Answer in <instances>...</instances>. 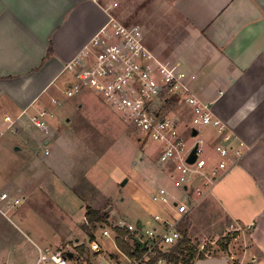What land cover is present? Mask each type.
Returning <instances> with one entry per match:
<instances>
[{
    "label": "crops",
    "instance_id": "1",
    "mask_svg": "<svg viewBox=\"0 0 264 264\" xmlns=\"http://www.w3.org/2000/svg\"><path fill=\"white\" fill-rule=\"evenodd\" d=\"M115 5L113 0H0V138L12 135L0 147L6 156L0 160V196L8 193L22 203L13 194L27 178L26 155L31 150L38 154L36 139L44 137L41 157L31 160L28 169L47 160L63 105L52 100L75 82L65 67L115 19ZM150 10L146 26L132 24L133 31L248 149L188 218L190 225L200 233L196 237L212 245L231 235L225 250L231 263L264 264V0H155ZM33 117L44 121L46 129L37 128ZM19 165L23 169L16 171ZM169 183L153 184L152 194ZM20 206L8 217L0 213L23 239L12 236L15 243L3 264H34L38 247H50L29 235L32 224L21 221ZM88 206L80 205L83 225ZM87 243L77 239L68 256L80 254L78 248Z\"/></svg>",
    "mask_w": 264,
    "mask_h": 264
},
{
    "label": "built area",
    "instance_id": "2",
    "mask_svg": "<svg viewBox=\"0 0 264 264\" xmlns=\"http://www.w3.org/2000/svg\"><path fill=\"white\" fill-rule=\"evenodd\" d=\"M65 71L74 75L75 82L63 90L64 96L72 99L85 90L93 91L121 120L157 144L159 163L168 167L170 177L169 184L159 186L152 194L153 201L167 210L157 214L148 227L144 220L133 223L123 217H118L113 225H99L97 229L111 241L117 253L106 252L94 234L95 239L85 246L91 254V263L181 264L167 255L180 246L182 226L203 200L212 195L217 184L242 162L248 150L245 143L134 31L114 18L66 65ZM173 99L190 109L189 122H180L168 110ZM52 103L62 105L57 98ZM5 121L13 124L10 118ZM32 123L46 129L38 117H33ZM201 129L210 131L208 142L197 139ZM194 130L198 131L197 136H193ZM184 133L195 139L192 145H188L190 139ZM196 147L197 160L190 164L188 158ZM0 202L3 204L0 213L5 217L21 204L20 199L12 200L8 193L0 196ZM120 231L126 233L124 239L136 251L134 256L119 249ZM65 254L50 247H38L34 264H88L81 254L72 258Z\"/></svg>",
    "mask_w": 264,
    "mask_h": 264
},
{
    "label": "rangeland",
    "instance_id": "3",
    "mask_svg": "<svg viewBox=\"0 0 264 264\" xmlns=\"http://www.w3.org/2000/svg\"><path fill=\"white\" fill-rule=\"evenodd\" d=\"M152 1L155 0H113L117 3L114 17L130 29L132 24L142 27L150 18L151 10L148 11V6ZM56 96L63 105L54 123L56 134L52 139L53 148L50 149L49 159L43 160L42 165L28 169L31 160L40 158L44 148V137H41V142L36 139L34 142L39 152L35 154L31 150L24 157L26 161L30 160L25 165L27 178L21 185L22 190L13 194L23 198L16 213L22 222L32 224L33 232H28L29 235L36 241L43 238L44 245L54 249L66 253L75 251L77 239L86 243L88 241L83 229V210L80 205L83 208L91 205L94 209L109 213V223L112 225L118 217H123L133 223L144 220L147 227L151 226L153 218L163 214L166 209L153 201V184L163 180L168 182L170 178L168 167L159 163L157 144L121 120L93 91L85 90L72 99L61 93ZM183 106L173 102L168 110H172L171 113L180 122H189L190 115L187 116ZM184 135L187 140L190 139L186 133ZM11 137L10 133L1 137L0 147ZM209 137L210 131L201 129L197 139L208 142ZM194 140H188V145H192ZM202 146H206V143ZM206 150L209 151L210 147ZM5 157L1 152L0 160L4 161ZM19 169L23 167L19 165L16 171ZM198 212L196 216L200 218ZM4 220L0 217V228L3 229L0 234V264L6 263L11 253L10 247L15 243L12 236L23 243L21 233ZM94 234L98 235V241L106 252H116L111 241L103 238L99 229ZM197 235L200 236V233L189 222V237L196 242L194 246L199 253L206 257L228 255L225 250L231 235L220 239L217 245H212L207 239L204 243L203 238ZM26 244L31 245L30 242ZM202 245H205V249H201Z\"/></svg>",
    "mask_w": 264,
    "mask_h": 264
},
{
    "label": "trees",
    "instance_id": "4",
    "mask_svg": "<svg viewBox=\"0 0 264 264\" xmlns=\"http://www.w3.org/2000/svg\"><path fill=\"white\" fill-rule=\"evenodd\" d=\"M52 53V49L48 51V56ZM178 100L173 99L170 104ZM109 213L102 210L94 209L90 206L87 207L86 213V224L83 225V229L86 231L87 235L91 238V241L95 239L94 231L97 230L99 225L109 223ZM181 233L183 239L180 242V246L174 249L173 253L168 254L167 257L176 263L181 264H194L196 260L205 259L206 256L203 253H199L196 246H194L189 237V220H187L181 228ZM125 232H119V238L117 239L118 247L121 251L125 252L129 256H134L136 251L131 247L129 243L125 241ZM82 256L86 257L88 264L91 263V254L85 246L78 248ZM227 249V248H226ZM68 256V253L65 254Z\"/></svg>",
    "mask_w": 264,
    "mask_h": 264
},
{
    "label": "water",
    "instance_id": "5",
    "mask_svg": "<svg viewBox=\"0 0 264 264\" xmlns=\"http://www.w3.org/2000/svg\"><path fill=\"white\" fill-rule=\"evenodd\" d=\"M197 135H198V131L194 130L193 136H197ZM196 160H197V147L193 150L190 157L188 158V163L194 164ZM139 225L141 226L142 224L139 222ZM194 264H230V258L228 255L222 257L212 256V257H206L205 259L197 260Z\"/></svg>",
    "mask_w": 264,
    "mask_h": 264
}]
</instances>
